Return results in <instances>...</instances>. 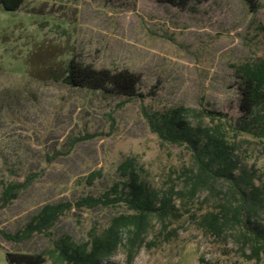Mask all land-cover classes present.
Here are the masks:
<instances>
[{"label":"rangeland","instance_id":"obj_1","mask_svg":"<svg viewBox=\"0 0 264 264\" xmlns=\"http://www.w3.org/2000/svg\"><path fill=\"white\" fill-rule=\"evenodd\" d=\"M260 1L255 14L242 0L192 1L186 9L158 0H25L15 12L0 6V198L4 184L33 178L0 210V264H7V253H43L45 264H55L49 252L65 237L79 244L93 228L103 232L124 208L72 209L49 235L35 233L20 243L2 234L23 232L45 205L101 197L122 180L118 167L129 158L157 190L188 187L183 169L193 164L191 153L160 140L144 111L185 106L239 119L237 68L264 60ZM73 58L136 73L145 99L58 81ZM235 160L236 175L247 172L258 188L252 223L264 232V147L244 142ZM229 190L220 180L192 201L176 199L181 217L167 221L169 229L178 228L169 241L160 243L162 225L153 215L133 264H256L242 258L235 231L207 236L192 217L228 199ZM127 254L121 246L103 264H126Z\"/></svg>","mask_w":264,"mask_h":264},{"label":"trees","instance_id":"obj_2","mask_svg":"<svg viewBox=\"0 0 264 264\" xmlns=\"http://www.w3.org/2000/svg\"><path fill=\"white\" fill-rule=\"evenodd\" d=\"M180 9H186L192 1L208 0H158ZM250 13H258L260 0H242ZM25 0H0L5 11H18ZM264 30V28H263ZM239 79L240 118L235 122L222 112L208 108L179 106L165 112H147L145 116L150 129L165 143L182 147L192 155L193 164L185 166L183 175L187 188L176 191L171 186L166 192L157 190L143 175L144 169L138 162L129 158L118 167L122 177L101 197H85L74 204L61 202L45 205L32 219L23 232L9 234L2 232L4 238L13 243L29 239L35 233L49 235L66 212L72 209L92 210L99 207L121 206L123 212L111 219L109 226L99 232L90 231L89 237L82 243H75L71 237H65L55 245V264H103L108 261L121 246L128 249L126 264H133L135 253L145 241L151 218L155 215L161 222L160 243L174 237L178 228L169 229L170 218H180L176 199L194 200L204 190L215 189L223 180L229 185L228 199L202 214H192L198 229L207 236L221 238L227 231L233 230L241 242V254L245 262L260 264L264 259V232L252 223L257 213L258 188L247 172H236L241 168L236 162L237 152L244 142L253 141L264 147V60L246 63L237 68ZM59 79V80H58ZM58 81L65 85L92 91H103L120 97L145 99L139 91L140 76L127 69H97L72 59L65 67ZM251 137L252 140L244 138ZM101 173L93 174L89 183H93ZM33 183L32 177L22 181H11L3 185L0 198V210L14 203L20 194ZM157 246L158 242L150 243ZM7 264H45L43 253H7Z\"/></svg>","mask_w":264,"mask_h":264}]
</instances>
